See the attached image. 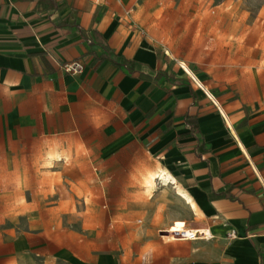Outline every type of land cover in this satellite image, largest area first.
Here are the masks:
<instances>
[{"label": "crops", "instance_id": "0c3cea01", "mask_svg": "<svg viewBox=\"0 0 264 264\" xmlns=\"http://www.w3.org/2000/svg\"><path fill=\"white\" fill-rule=\"evenodd\" d=\"M136 4L0 0V188L36 168L19 159L33 145H80L97 154L82 168L96 170L110 216L144 220L116 224L127 236L81 254L46 230L0 224V264H264L258 84L234 85L175 56L136 22ZM72 60L80 73L63 69ZM176 228L207 235L128 241Z\"/></svg>", "mask_w": 264, "mask_h": 264}, {"label": "rangeland", "instance_id": "374dc122", "mask_svg": "<svg viewBox=\"0 0 264 264\" xmlns=\"http://www.w3.org/2000/svg\"><path fill=\"white\" fill-rule=\"evenodd\" d=\"M135 1L131 13L156 42L187 63L197 62L209 76L245 87L255 81L253 91L264 99V0ZM96 157L80 145H33L20 152V161L36 162V168L17 170L0 188V224L46 230L80 254L89 246L104 251L109 240L127 236L115 232L116 224L140 227L141 217L110 216L96 170L82 168ZM169 234L133 233L128 241L152 235L167 240Z\"/></svg>", "mask_w": 264, "mask_h": 264}, {"label": "built area", "instance_id": "2783aa9c", "mask_svg": "<svg viewBox=\"0 0 264 264\" xmlns=\"http://www.w3.org/2000/svg\"><path fill=\"white\" fill-rule=\"evenodd\" d=\"M63 69L68 72V73H72V74H78L81 72L83 64L80 60H72V61H68L62 64ZM181 68L184 70V72L186 74H188L190 76V78L193 80V82L200 88L203 90L204 94L206 95L207 98H209L210 100H213L214 95L212 94V92L210 90H208L205 86H203V84L201 83V81L193 74V72L184 64L181 63ZM206 232H204L203 230H189V232H182L179 235H177L176 237H183V238H189V239H193L196 238L198 236H206ZM231 236H234L233 234Z\"/></svg>", "mask_w": 264, "mask_h": 264}, {"label": "bare ground", "instance_id": "6f19581e", "mask_svg": "<svg viewBox=\"0 0 264 264\" xmlns=\"http://www.w3.org/2000/svg\"><path fill=\"white\" fill-rule=\"evenodd\" d=\"M149 186H151V185H149ZM147 189H148V191H150V187H148ZM189 230H191V229H189V228H176V229H171V230H167V231L171 233L169 235L171 238H176V236L179 235L180 233L189 232Z\"/></svg>", "mask_w": 264, "mask_h": 264}]
</instances>
